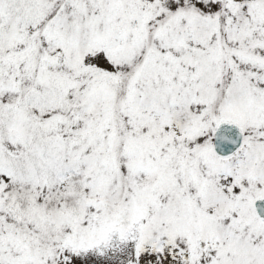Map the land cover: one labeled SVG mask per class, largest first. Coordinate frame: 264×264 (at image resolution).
<instances>
[{"label":"snow or ice","instance_id":"1","mask_svg":"<svg viewBox=\"0 0 264 264\" xmlns=\"http://www.w3.org/2000/svg\"><path fill=\"white\" fill-rule=\"evenodd\" d=\"M0 264H264V0H0Z\"/></svg>","mask_w":264,"mask_h":264}]
</instances>
